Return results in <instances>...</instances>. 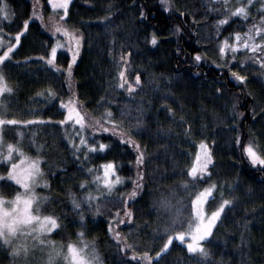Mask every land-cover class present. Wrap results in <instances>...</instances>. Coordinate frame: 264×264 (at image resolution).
Segmentation results:
<instances>
[{"label": "trees", "instance_id": "trees-1", "mask_svg": "<svg viewBox=\"0 0 264 264\" xmlns=\"http://www.w3.org/2000/svg\"><path fill=\"white\" fill-rule=\"evenodd\" d=\"M7 3L15 13L12 21L3 26L9 33L20 30L34 5L45 22L53 12L48 0H7ZM229 6H235L234 0H229ZM222 7L220 0H170L167 9L161 0H72L70 18L67 17L65 23L70 29L83 33L84 41L78 60L72 66L71 92L66 82L70 54L66 50L57 54L55 64L59 71L39 59L48 55L47 46L54 42L39 18L29 21L28 32L14 49L13 60L20 63H6L3 67L14 88L13 93L3 96L10 114L8 118L14 115L17 119L33 116L52 117L53 121L63 119L58 99H48L45 90L51 88L59 99L69 98L74 93L91 116L100 117L105 109H110L113 118L123 121L127 134L140 143L145 151L144 187L135 202L127 205L132 209V220L114 225L137 253L159 251L166 239L163 229L169 226L171 214L161 209L158 201L168 196L173 204L178 201L187 204L189 194L197 189L184 190L182 182L191 183L185 169L193 162L197 150L195 142L201 139L209 142L215 162L212 180L224 185L219 191L224 198L233 199L235 206L230 210L226 208L223 222L217 224L213 236L206 242L208 257L188 253L184 244L174 237L159 264H264V166H253L242 154L241 147L234 143L237 135L242 144L252 137L257 149L264 154V67L246 59L251 53L241 49L237 60L245 63L231 61L229 67L222 68L219 65L231 57H221L218 52L220 40L229 33L247 31V25L258 20L249 18L245 22L243 18L230 17L229 23L219 29L217 38L215 22L222 15L209 8ZM258 8V3L249 8L251 17L264 15L256 11ZM109 10L111 16L105 24L99 18L107 16ZM141 10L146 13L145 17L140 16ZM153 33L158 38L155 45L150 43ZM197 52L206 59L195 62L193 56ZM121 55H128V66L117 63ZM25 58L31 59L25 61ZM121 68L128 80H134L137 72L140 74L142 87L135 89L131 96L116 87L117 72ZM229 69L245 75L246 82L232 77ZM42 91L44 96L38 95ZM165 103L175 116L166 110ZM233 105L235 112L243 113L242 116L235 115ZM141 107L143 112L138 113ZM122 109H126L123 116ZM180 117L185 122H181ZM137 118L142 121L139 130ZM189 125L191 132L186 133ZM18 129L25 132L23 138L15 134L17 127H9L5 140L13 143L21 140L20 146L25 152L47 160V163L42 161L41 166L50 187L38 191L49 197L41 206L45 214L55 209V214L65 217V228L52 234L56 241L76 239L75 234L82 227L73 223L79 219V213L72 206L70 193H75L79 199L90 191L89 184L83 190L80 187L81 182L91 181L92 174L86 169L108 160L120 165L117 171L127 180L113 190V199L100 197L92 206L82 202L83 231L86 239L95 241L103 264H144L133 260L131 255H121L107 223L114 206H121L117 194L132 190L131 181L136 179L137 171L135 150L121 144L111 133H99L97 136L112 147L105 153L90 154L85 161L82 153L74 152L64 135V126L49 123L18 126ZM30 140L34 142L30 144ZM6 171L2 165L0 172ZM18 189V186H0L6 195ZM219 200L216 194V200L209 201V209ZM97 203L99 212L95 211ZM125 251L130 253L132 249ZM0 264H11L2 249ZM153 264H156L155 258Z\"/></svg>", "mask_w": 264, "mask_h": 264}, {"label": "snow or ice", "instance_id": "snow-or-ice-1", "mask_svg": "<svg viewBox=\"0 0 264 264\" xmlns=\"http://www.w3.org/2000/svg\"><path fill=\"white\" fill-rule=\"evenodd\" d=\"M223 7L220 9L209 8L210 11L217 12L222 15L216 24V37L220 36L219 29L229 23L230 17L243 18L246 22L249 18L258 20L257 23L247 25V31L229 33L227 37L220 40L218 43V52L221 57L230 56V60H225L219 67L227 68L231 61H237L239 64H244V60H237V53L243 49L251 53V56L246 58L254 60L255 63L264 67V15L251 17L249 8L256 3L259 4L257 12H264V0H242L235 6H229V0H220ZM72 0H49V4L53 12L48 17V23H45L44 17L41 13L35 10L28 19L22 21V27L15 32L14 40L4 42L3 37L0 36V162L7 168L6 172L0 173V186L8 185L11 187L18 186L19 190L12 194H4L0 190V249L9 257L11 264H17V261L22 259L23 264H103L100 253L97 251L94 240L86 239L83 227L85 226V217L82 213V202L88 206H92L93 201L103 197L105 199H113V190L117 185L123 183V177L118 174V167L120 165L115 160H108L101 163L99 166H93L86 169L87 173L92 175V182L95 184V194L92 191H87L79 199L76 198L75 193H70L72 196V206L79 213V219L74 220L73 223H79L82 227L76 232V239H68L66 242H57L48 239L49 234H54L65 228V217L55 214V209L52 213L45 214L41 210V206L49 199L48 196L38 193L36 188L39 184H43L46 188L50 187L49 181L43 179L45 176L44 168L41 163H47V160L40 155L35 157L25 152L21 147V140L16 143L5 140L7 130L9 127H17L16 135L20 138L25 136V132L19 131L18 126H32V125H47L49 123L58 126H70L71 133L65 130L64 135L68 137V142L72 144L75 153H83L85 161L90 154L105 153V150H110L112 145L103 141L96 140L97 133H111L118 138L121 144L130 145L135 150V165L137 168L136 179L132 180V190L124 193H118L120 198V207L113 208V214L108 220V231L118 242V249L121 255H131L133 260L143 261L144 264H153L155 258L156 264L162 254H166L175 237L177 240L186 245L188 253H198L200 257L206 258L210 255L208 249L205 247L206 242L213 236V229L218 223L223 222V217L227 215L226 208L231 209L235 206L233 199L224 198L220 188L224 185H218L212 180V169L215 167L212 147L205 139H201L196 143V152L192 164L185 169L191 183L183 181L182 186L187 192L189 188L197 189L194 194H189L190 199L187 204H182L179 201L173 204L172 199L168 196H162L158 201L159 207L171 214L169 226L164 227L163 233L166 234V239L159 251L153 254L145 251L137 253L132 244L127 243V238L122 236L121 232L114 225L125 223V220L131 221L133 212L128 208L129 202H135V199L140 195V189L144 187V172L143 165L145 163V151L141 149L138 141L133 139L123 128V121H117L113 118V113L110 109H105L100 117L91 116L86 109L83 108L82 103L73 93L67 101L59 99L57 93L51 88L46 89L48 99L57 100L59 107L63 111V119L53 121L52 117L44 118L42 116H33L31 119H17L14 115L8 118L7 104L4 103V94H11L14 91L13 86L9 83L7 76L3 71L6 63H20L14 61V49L20 45V37L26 34L29 30V21L33 17H38L41 24L47 28L51 33V37L55 38V42L48 45V55L39 57L47 66L60 69L56 67L55 61L58 49H66L70 54L68 60L66 77L68 83V90L71 92V74L72 66L76 63L79 57L84 37L83 33L75 29H70L66 26L65 18L69 17V5ZM162 5L167 9L170 7V0H161ZM226 13V14H225ZM15 13L9 11V4L7 0H0V17L6 20H11ZM111 12L105 17L99 18L105 24L109 22ZM140 16L145 17L146 13L141 10ZM179 32V26L176 27ZM62 34L63 39L60 38ZM157 36L155 33L151 35L150 43L155 45L157 43ZM258 41V42H257ZM179 51V50H178ZM202 58L201 53L197 52L193 56L195 62H200ZM31 58H25L28 61ZM118 64L128 66V55H121ZM230 70V74L236 80L246 82L247 77L237 71ZM117 79L119 83L116 85L118 89L126 90L129 96L133 91L142 87L140 74H135L134 80H128L123 68L117 72ZM218 94H222L220 89H216ZM38 95L44 96V91ZM169 95H171L169 93ZM164 107L169 113L175 116L173 110ZM29 111H39L29 110ZM233 111L236 116H242L243 113L235 112V105ZM138 113L143 112V108L137 109ZM126 109L121 110V115H125ZM253 115L255 111L253 110ZM181 122H185L183 117H180ZM103 121V123H102ZM142 121L137 118L136 128L140 129ZM107 125V126H106ZM186 133L191 132L189 125L185 129ZM35 137V133L31 134ZM78 139V143L76 140ZM89 140H96L95 143H90ZM254 138L250 137L249 142L242 144L241 138L237 135L234 138V143L241 147L242 154L246 156L248 161L253 166H264V154L257 149L253 142ZM30 140L29 143H33ZM215 143L214 141L212 142ZM205 181L208 183L205 184ZM14 182V185L11 183ZM88 181H83L80 184L83 190ZM200 185H204L201 187ZM231 187V186H229ZM216 194L219 195V203L211 210L206 211V204L216 200ZM100 205H95V211L99 212ZM183 212H188V215H183ZM123 213V214H122ZM176 228L183 230L176 231ZM66 235H68L66 233ZM125 249H132L126 252Z\"/></svg>", "mask_w": 264, "mask_h": 264}, {"label": "rangeland", "instance_id": "rangeland-1", "mask_svg": "<svg viewBox=\"0 0 264 264\" xmlns=\"http://www.w3.org/2000/svg\"><path fill=\"white\" fill-rule=\"evenodd\" d=\"M234 2H235V5H238V3H240V2H242V0H234ZM48 4H49V0H48ZM50 5V4H49ZM70 6V5H69ZM50 7H51V5H50ZM9 11L12 13V11H11V9H10V6H9ZM67 18V17H66ZM65 18V19H66ZM32 19H38V17H33ZM12 21V19L11 20H6V19H3L2 17H0V36H2L3 37V40H4V42L5 43H7L9 40H12V41H14V34L15 33H9L8 31H6V30H4L3 29V26L5 25V24H9L10 22ZM45 23H48V22H45ZM45 28V27H44ZM46 29V31L48 32V30H47V28H45ZM50 33V32H49ZM51 34V33H50ZM22 35H24V34H22ZM22 35H21V37H22ZM21 37H20V39H21ZM54 38V37H53ZM60 38L61 39H63V36H62V34H60ZM54 42H55V38H54ZM53 42V43H54ZM64 50H66V49H64ZM60 51H62L61 49H58V52H57V54L60 52ZM77 60H78V58H77ZM77 62V61H76ZM74 65V64H73ZM69 98H65L64 100L65 101H67ZM107 126V125H106ZM65 127V129L69 132V133H71V128H70V126H64ZM97 134H99V133H97ZM97 134H96V140H99V141H102L101 140V138L99 137V136H97ZM100 134H103V133H100ZM67 139H68V137H67ZM96 140H89V142L90 143H95L96 142ZM76 142L78 143L79 141H78V139L76 140ZM106 151V150H105ZM82 153V152H81ZM83 154V153H82ZM3 165V162H0V167ZM99 166V165H98ZM1 173V172H0ZM119 174V173H118ZM92 175H96V173H92ZM120 175V174H119ZM121 176V175H120ZM121 177H123V176H121ZM124 178V177H123ZM43 179H46V177L44 176L43 177ZM47 180V179H46ZM126 178H124L123 179V183L121 184V185H124L125 184V182H126ZM48 181V180H47ZM12 183H14V182H12ZM121 185H117L116 187H118V186H121ZM89 186H91L90 187V191H92L93 192V194H95V191H96V188H95V184L92 182V178H91V181L89 182ZM115 187V188H116ZM19 188V187H18ZM40 188H46L43 184H39L38 186H37V188H36V191L39 193V189ZM114 188V189H115ZM19 190V189H18ZM208 205H209V202H208V204H206V211H211L212 209H209V207H208ZM48 239H51V240H53V241H56V240H54L53 238H52V234H49L48 235V237H47ZM179 241V240H178ZM57 242H59V241H57ZM181 242V241H180ZM183 243V242H182ZM184 244V243H183ZM184 246L186 247V245L184 244ZM196 254H198V253H196ZM17 264H23V260L22 259H20V260H18L17 261Z\"/></svg>", "mask_w": 264, "mask_h": 264}]
</instances>
